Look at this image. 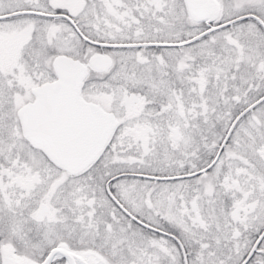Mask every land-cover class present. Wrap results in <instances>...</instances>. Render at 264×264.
<instances>
[{
  "label": "snow or ice",
  "instance_id": "snow-or-ice-1",
  "mask_svg": "<svg viewBox=\"0 0 264 264\" xmlns=\"http://www.w3.org/2000/svg\"><path fill=\"white\" fill-rule=\"evenodd\" d=\"M0 264H264V0H0Z\"/></svg>",
  "mask_w": 264,
  "mask_h": 264
}]
</instances>
